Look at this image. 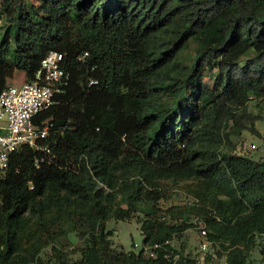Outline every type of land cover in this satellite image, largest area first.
<instances>
[{
	"label": "trees",
	"instance_id": "obj_1",
	"mask_svg": "<svg viewBox=\"0 0 264 264\" xmlns=\"http://www.w3.org/2000/svg\"><path fill=\"white\" fill-rule=\"evenodd\" d=\"M43 5L0 1V95L18 71L33 81L52 51L71 75L39 119L54 125L44 143L56 161L38 169L25 148L0 170V264H199L174 260L171 245L190 218L224 264H251L264 160L234 154L228 130L264 119V0ZM179 182L190 202L171 223L161 201ZM134 219L144 247L126 252L108 223ZM71 236L82 246L68 252Z\"/></svg>",
	"mask_w": 264,
	"mask_h": 264
},
{
	"label": "built area",
	"instance_id": "obj_2",
	"mask_svg": "<svg viewBox=\"0 0 264 264\" xmlns=\"http://www.w3.org/2000/svg\"><path fill=\"white\" fill-rule=\"evenodd\" d=\"M79 60H85L86 56ZM65 57L57 51L50 52L42 62L41 70L33 81L21 85L11 84L0 95V170L10 165L11 156L25 148L40 153L35 164L39 169L57 159L44 142L54 126L48 121L39 123L41 115L59 104L57 95L67 87L71 75L64 67ZM96 81H91L90 85ZM201 249L208 248L206 231ZM136 248L139 246L136 244Z\"/></svg>",
	"mask_w": 264,
	"mask_h": 264
},
{
	"label": "rangeland",
	"instance_id": "obj_3",
	"mask_svg": "<svg viewBox=\"0 0 264 264\" xmlns=\"http://www.w3.org/2000/svg\"><path fill=\"white\" fill-rule=\"evenodd\" d=\"M30 1L42 8V10L44 9L43 0ZM25 81L26 76L24 73L18 71L15 77L10 80V83L21 85ZM250 105L253 113L258 114L262 112L260 107L256 106L255 103ZM255 126L256 130L254 132L244 131L242 134H238L231 128L228 130V134L235 147L234 154L260 161L264 160V119L257 121ZM172 193V197L161 202L163 203V210L166 211V219L171 223H175L176 221H181L179 214L175 210L183 208L190 200L184 183L179 182ZM190 223L193 224V227L188 228L185 232L176 236L171 242L175 254L174 260H178L181 256H184L197 260L199 264H224L226 262L225 255L221 258L218 257L214 247L210 246L206 250L201 249V244L204 241L201 232L205 229L202 223L191 218ZM108 228L115 232L113 241L116 247L126 252H139L144 247L145 238L137 219L131 222L112 220L108 223ZM65 244L68 252H72L74 248L82 246V243L75 236H71ZM136 244L139 246L138 248L135 247ZM78 258V253H71L70 259L72 261H76ZM251 264H264V238L251 253Z\"/></svg>",
	"mask_w": 264,
	"mask_h": 264
}]
</instances>
